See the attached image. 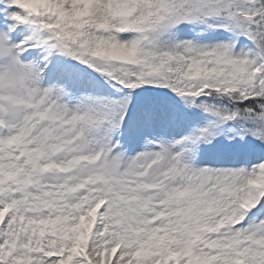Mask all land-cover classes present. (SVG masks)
Instances as JSON below:
<instances>
[{
    "label": "snow or ice",
    "instance_id": "1",
    "mask_svg": "<svg viewBox=\"0 0 264 264\" xmlns=\"http://www.w3.org/2000/svg\"><path fill=\"white\" fill-rule=\"evenodd\" d=\"M0 264H264V0H0Z\"/></svg>",
    "mask_w": 264,
    "mask_h": 264
},
{
    "label": "rangeland",
    "instance_id": "2",
    "mask_svg": "<svg viewBox=\"0 0 264 264\" xmlns=\"http://www.w3.org/2000/svg\"><path fill=\"white\" fill-rule=\"evenodd\" d=\"M248 139H250V138H248Z\"/></svg>",
    "mask_w": 264,
    "mask_h": 264
}]
</instances>
